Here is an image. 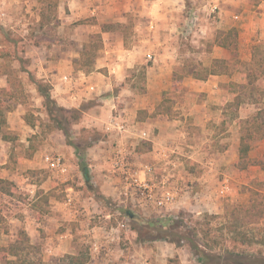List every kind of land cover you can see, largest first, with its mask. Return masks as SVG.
<instances>
[{"label":"crops","instance_id":"0c3cea01","mask_svg":"<svg viewBox=\"0 0 264 264\" xmlns=\"http://www.w3.org/2000/svg\"><path fill=\"white\" fill-rule=\"evenodd\" d=\"M185 6L183 0L60 1L58 10L68 22L63 25L83 19L84 26L80 27V33H87L89 40L91 35L101 34L103 46L94 61L92 72L87 73L78 70L74 65V60L80 59L87 39L77 45L79 50L71 53L73 58L68 65V74L57 76V80L51 82L52 99L66 109L80 110V126L107 131L108 139L93 143L87 154V157H92L87 158L89 180L92 181L94 173V188L98 190L101 200L91 194L85 181L88 188L85 190L91 195L89 197L84 196V191L69 187L68 190L75 194V198L72 194L67 195V198H72V205L67 204V198L62 203L57 202L56 214L49 217L53 228L59 227L60 232L56 235L55 243L52 239L51 243L49 241L46 252L50 259H82L83 256L76 252V248L79 247L78 236L83 237L84 234L88 236L89 247L98 242L105 248L100 255L90 251L89 258L83 259L82 264H199L185 256L184 247H177L154 234L144 236L133 225L141 222L151 232H157V221L174 217L181 211L197 212L203 209L210 213H221L222 201L218 191L227 182V178L220 183L216 174L223 173L224 167L237 168L244 137L240 138L238 131L242 130V123L254 116L259 108L249 98L236 106V98L245 95L240 86L248 84L251 66H256L261 71L255 82L259 92L264 87V73L259 67L264 62V0H224L221 7L218 4L213 5L210 10L219 14L220 24L224 28L221 34L235 30L236 44L228 49L217 45L216 41L213 42L214 47L210 54L219 52L214 59L224 61V66L217 74L204 80L193 75L182 79L175 78L178 63L171 56L174 52H171L167 43L178 40V34H182L184 28L178 32L177 28L182 22H189L184 15ZM128 13L140 14L146 18L148 24L137 29L140 33L138 44L133 48L125 46L128 37L124 28L102 31L104 25L125 26ZM230 50L236 54L233 64L228 58ZM145 55L151 56L152 60H145ZM139 65H147L150 74L143 94H134V98H119L116 94H108L105 98H99L106 91L112 90L114 85L125 81L124 74L127 70L135 69ZM171 87L173 90L174 87L181 88L185 98H174L169 108H166L163 95ZM259 94L256 93L254 98H263L264 104V91ZM95 96L97 98H93ZM233 102L237 113L231 121L228 105ZM18 103L20 107L23 106V103ZM40 103L43 106V100ZM85 105L87 108H84ZM119 108L122 110L119 111ZM124 121L127 122V130L121 133L117 125ZM219 125L226 127L217 137L216 129ZM235 125H238L235 128L238 138L236 142H231L229 133ZM141 132L149 137L148 141H144L145 144L139 138ZM5 140L9 141L4 138ZM223 140L225 144L221 153H218L220 158L216 163L212 159L213 154H210V143H221ZM4 141H1L2 147L7 145ZM115 149L124 152L127 150L129 164L133 170L138 171L142 181L157 182L168 176L171 184L181 191L179 200L174 205L159 210L154 204L126 196L119 173L114 170ZM3 161L0 152V167L6 163ZM146 166H152L154 172H145ZM200 169L203 171L200 172ZM3 173L4 171H0V179L6 180L7 176ZM89 200L94 202L93 205L99 212H104L107 219L125 217L131 211L128 207H136L139 214L135 221L129 219V222H125L121 219L116 225H107L101 227V230L96 225H87L84 229L81 220L91 215ZM143 220L147 222L144 223ZM109 235L114 240H108Z\"/></svg>","mask_w":264,"mask_h":264},{"label":"rangeland","instance_id":"374dc122","mask_svg":"<svg viewBox=\"0 0 264 264\" xmlns=\"http://www.w3.org/2000/svg\"><path fill=\"white\" fill-rule=\"evenodd\" d=\"M60 1L0 0V111H3V117L0 118V152L2 160L6 162L4 165L1 164L0 168L4 169L0 171H4L3 174L7 176L6 180L10 183L9 185L0 184V214L2 216L0 250L8 248L15 242H20L26 247L32 246L33 249H30L31 256L46 264H73V261L66 258L53 257L50 259L47 256L46 251L49 241L51 243L53 240L52 242L55 243L57 240L56 235L60 233L58 231L59 227H54V231V225L52 226L49 218L50 215L56 214L57 202H64L68 194H72L71 196L75 198V194L68 190L70 186H73L74 190L84 191L83 194L86 197L91 196L85 190L87 187L84 184L85 180L74 148L67 145L62 132L49 133L48 116H46V110L40 103L43 99L32 81V75H34L37 80L45 81L51 85V82L57 80V76L61 77L68 74V65H70L69 62H72L73 58L71 53L79 50L78 44L84 43L86 39L85 44L90 41L89 37H86L87 33H80L82 30L80 27L84 26L83 19L63 25L68 22L62 18V13L58 10ZM223 1L183 0L184 5H186L184 15L189 22H182L177 28V32L184 28L183 33L178 34V40L167 43L171 52H174L171 56L178 63L176 65L177 76L184 78L188 75L201 73L205 69H214V56L219 52L210 53L214 47L212 45L216 40V36L217 40L224 36V34H221L224 28L220 24L219 14L213 13L210 9L215 4L221 7ZM56 4L58 5L57 9L55 8ZM144 25H148L146 18L141 17L140 14L128 13L125 21L126 29H124L128 37L126 47L133 48L138 44L140 33L137 29ZM115 28L117 29V27ZM76 39L79 40L76 41ZM99 55L98 52L96 57ZM239 56L243 57L244 55L239 54ZM145 57V60L148 58L149 61V55H145ZM235 57L234 51L230 50L228 58L231 60V64L235 61ZM147 67V65H139L135 69L127 70L124 74L125 81L116 84V86L114 85L112 90L106 91L99 98H105L108 94H116L119 98H134V94H142L146 90L148 78H150ZM83 69L86 72L87 67H83ZM215 70H221L220 66H217ZM40 74L48 77H40ZM72 74L74 76V73ZM8 79L11 80L13 88L6 93L3 90L8 88ZM262 90L264 91V87H261L260 92ZM11 93L17 94L21 98L20 100H23L22 107L19 106L18 100L12 98ZM142 97L140 96V98ZM163 98L166 100L164 103L166 108H169L174 98L181 99L185 97L182 89L179 92L171 87L163 95ZM84 108H87V105ZM118 110L120 111L122 108ZM115 113L117 114L118 111ZM236 113L235 103L233 102L228 105V115L232 119L231 121L236 117ZM26 115H29V118L36 122L37 127L35 129L27 124ZM38 117L41 119L38 120ZM79 123L72 127L71 132L74 142L81 148L87 163V158H92L87 157V154H89L88 148L100 140L107 141L108 133L107 131L87 129L80 126ZM125 124H127L126 121L122 125L125 126ZM225 127L224 125L218 126L216 129L217 137L224 132ZM237 127L238 125L231 127L233 128V131L229 133L231 142H236L238 133L240 138L246 136L243 129L239 128L240 130L237 133L235 129ZM3 137L9 141H4ZM1 141L7 143L6 147H2ZM224 141L210 143V154H213L212 159L215 162L220 158L218 153H221V148L225 144ZM246 142L250 146L247 158L243 161L247 164V168L240 170L239 168L231 167L227 169L224 167L223 173L216 174V178L220 183L227 178V182L220 186L218 191L222 201L221 213H210L203 209L198 210L199 212L195 210L181 211L180 214L165 219L167 226L165 230L157 232H149V229V231L144 230V236L150 234L168 236L169 239L174 240L177 247H184L183 253L191 260H196L195 249L191 246L192 243L210 254H224L227 249L251 255L257 254L259 251L264 254V243L261 245L255 243L258 239H264V216H258V225H253L248 229L249 235H255V242H252V245L246 240L244 243L247 246L242 247L240 246L242 239L238 238L240 241L236 248L231 241L233 236L227 230L224 232L215 231L220 227L221 222H225L223 216L227 204L247 206L253 192L263 190L258 189L257 185L264 178V170L260 166L264 162V140L253 138L249 140L246 137ZM113 143L114 140H112ZM30 145H33V148H30ZM51 154H59L66 159L69 166L67 175H61L48 168L44 157ZM199 171L202 172L203 170L200 169ZM92 175V181L88 184H91L89 186L94 188L96 183L93 184V178L95 175L94 173ZM227 186V193H221L222 188L225 187L226 189ZM91 188H89V191L92 194L93 190ZM88 202L91 215L90 217L85 216L86 218L81 220L83 226H85L84 229L87 225H96L101 230V227L116 225L121 219L129 222V218L124 216L107 219L104 212H99L96 209L97 207L93 205L92 200ZM128 208H131L130 210L134 214H139V209L136 207ZM207 215L216 216V219L210 221L206 218ZM144 218L148 219L147 217ZM143 222L146 223L147 221L143 220ZM257 228L262 231H258ZM207 230L210 232L209 237L205 235ZM25 235L28 237V241H24ZM77 239L79 240V247L76 248V252L80 253L84 259L89 258L88 236L83 234V237L78 236ZM214 242H218V245L215 246Z\"/></svg>","mask_w":264,"mask_h":264},{"label":"trees","instance_id":"16d2710c","mask_svg":"<svg viewBox=\"0 0 264 264\" xmlns=\"http://www.w3.org/2000/svg\"><path fill=\"white\" fill-rule=\"evenodd\" d=\"M57 4L55 5V8L57 9ZM113 26V28H112ZM114 27H117V29L124 28L126 29V26L123 25H104L102 27V31H112L114 30ZM116 29V28H115ZM222 34L226 35L224 40H217L216 38V44L225 48H231L236 44V32L235 30H230L225 34L223 32ZM233 39V40H232ZM232 40V42H230ZM103 46V40L101 37V34H95L90 36V41L84 46L80 59L74 60V65L77 67L78 70H84L83 67H87L86 72H92L94 61L96 59V55L99 52V50ZM221 64V65H220ZM217 66H220L221 70L224 66V61L215 60L214 61V69H205L201 73L193 74V76L197 79H207L210 75L217 74L219 71L215 70ZM258 66V65H257ZM259 67L262 69V73H264V62H261L259 64ZM260 69L256 66H251L250 73L248 75V84L240 86V90L245 92L244 96H238L236 98V106H239L243 100L248 98L252 100L253 103L258 105V110L255 113L254 116L247 119L245 122L242 123V129L245 132L246 136L242 139V145L239 152V163L237 164V168L240 170H244L247 168V164L243 162L248 155L250 146L246 142V137L250 139H256V140H264V104L262 103L263 98H254L256 93L259 92V87H256L255 82L258 79V77L261 75ZM32 75V74H31ZM33 77V83L36 85L37 92L39 95L43 98V106L47 112L48 116V128L49 133L59 131L62 132L63 135L66 138V142L68 146H71L75 150V155L78 158L79 161V167L81 169V172L83 174L84 180L88 188H91L88 184L90 183V175H89V168L88 164L85 161V155L81 152V148L74 142V137L72 135V127L76 125L78 122H80V119L82 118V114L80 110L75 109H66L62 106H60L55 100L52 99L51 96V85L48 84L45 81L37 80L34 75ZM175 78L182 77L177 76L175 74ZM13 88L12 82L10 79H8V88L6 93H8L9 90ZM174 90L181 91L180 88L174 87ZM146 90L143 91V93ZM142 93V94H143ZM12 98L15 100H18V102L23 103V100H20L19 96L17 94L11 93ZM260 95V94H259ZM24 99V98H23ZM20 100V101H19ZM262 103V104H261ZM3 111H0V118L3 117ZM30 116L26 115L25 120L27 124L35 129L37 127L36 122L29 118ZM40 120L41 118H37ZM42 124H44L43 121H41ZM37 136V135H36ZM6 137V135H4ZM34 137V136H33ZM30 148H33V145H30ZM264 170V162L260 164ZM0 184H10L7 180L0 179ZM258 189H263L259 191H254L251 197V200L247 206H238L236 204H227L225 209V214L223 216V219L225 222H221L220 227L216 229L217 232H224L227 230L228 233H230L233 236L232 244L234 247L237 248V244H239L240 239H242V243H240V246L244 247L247 246L246 243H244L246 240H248L249 244L252 245V242H255V235L251 236L249 235V230L251 226L258 225L259 219L258 216H264V178L261 179V183L257 185ZM93 190V195L96 197V199L101 200V196L98 194V190L95 188H91ZM95 190V191H94ZM1 191V189H0ZM8 191V190H5ZM7 193V192H4ZM125 217H128L129 219H132V221L136 220L137 215H135L132 211L129 212V214H125ZM207 219L212 221L213 219H216V216H206ZM2 216L0 214V224L2 223ZM140 221V220H139ZM166 220H159L156 222V225L158 224L157 228L158 231L165 230L166 229ZM149 223V222H148ZM134 223H132L133 225ZM133 228L140 232V234L144 235V230H148V226L143 225L141 222L138 225H133ZM150 229V228H149ZM258 229V228H257ZM258 231H262L259 230ZM151 232V231H149ZM209 230L205 233L206 237H209ZM159 239L169 241L171 243H174L173 239H169L168 236H158ZM169 239V240H168ZM24 241H28V237L25 235ZM258 245H261L264 243V239L257 240L255 242ZM177 244V243H176ZM215 246L218 245V242H214ZM250 245V246H251ZM195 249V257L199 264H264V254L262 252H258L257 254H247L244 252H240L237 250H225L224 254H210L206 250H202L197 245L193 244L191 245ZM214 246V247H215ZM212 247V246H209ZM213 247V248H214ZM30 249H33L32 246H25L23 243L15 242L14 244H11L8 248L1 249L0 250V263L2 264H46L43 263L40 259L36 260L34 257L31 256L32 252ZM84 258H77L73 259V264H82L84 262Z\"/></svg>","mask_w":264,"mask_h":264},{"label":"built area","instance_id":"2783aa9c","mask_svg":"<svg viewBox=\"0 0 264 264\" xmlns=\"http://www.w3.org/2000/svg\"><path fill=\"white\" fill-rule=\"evenodd\" d=\"M215 11V10H214ZM152 60V57H149ZM118 130L121 133L126 132V127L122 124L117 125ZM139 138L143 141H148L149 137L146 133L141 132ZM44 161L49 169L55 171L61 175H67L69 173V167L64 157L59 154L46 155ZM114 170L119 173L123 190L126 196L137 197L143 200L147 204H154L159 210H164L169 206L174 205L181 196L179 188L171 184L168 176L161 178L157 182L141 180L137 170H133L129 164V155L127 150L120 151L114 150ZM144 171L147 173H153L154 168L152 166H146ZM228 186L222 188L221 193H227ZM72 198H67V204L72 205ZM142 202V201H141ZM108 240H114L113 236H108ZM92 244V243H91ZM105 248V247H104ZM100 243L94 242L90 245V251L93 254L100 255L104 249Z\"/></svg>","mask_w":264,"mask_h":264}]
</instances>
